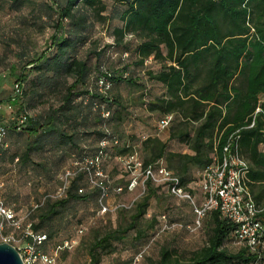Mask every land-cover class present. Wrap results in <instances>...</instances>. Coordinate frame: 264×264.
I'll return each instance as SVG.
<instances>
[{"label": "trees", "instance_id": "obj_1", "mask_svg": "<svg viewBox=\"0 0 264 264\" xmlns=\"http://www.w3.org/2000/svg\"><path fill=\"white\" fill-rule=\"evenodd\" d=\"M2 1L19 9L32 0ZM51 1L53 6H47L48 15L52 18L56 14L57 18L51 24L53 32L45 48L31 54L20 39H14L20 46L19 58L7 69L15 83L20 85L21 94L12 95L9 102L18 106L21 112L14 117L15 120L12 118L10 125H5L6 146L0 150L1 157L9 148V138L15 140L24 136V150L16 158L21 164L44 147L41 143L44 138L51 140L47 143L61 157L63 152H72L71 164L63 168L56 193L64 185L65 172L74 170L75 173L66 179L64 191L58 193L60 198L46 203L37 216V223H28L33 233L45 235L39 245L44 253L45 243L53 237V231L38 233L41 222L59 215L62 208L73 200L86 201L95 196L99 211L101 203L107 204L109 195L101 202L100 188L89 182L88 172L76 163L82 164L86 158L100 155V165L105 173L103 166L113 156L111 149L116 150V157L135 154L138 158L134 143L123 140L121 132L116 130L130 115L128 104L117 89L144 88V83L131 74L128 64L116 68L101 64L91 67L80 52L83 45L90 43L95 46L93 53L97 57L104 53L103 49L96 51L97 42L91 40L95 22L105 19L101 16L106 9L103 0ZM125 2L126 9L120 14L123 24L113 29L114 41L122 44L127 35L137 37L133 47L131 44L124 46L125 53L136 57L135 65L142 66L149 58L160 63L156 72L145 70L149 80L164 88L160 95L146 102V108L160 114V120L171 116L168 139L184 144L189 150H169L167 142L158 136L144 139L130 136L146 153L144 160L138 158L142 167L162 161L167 170L179 177L181 185L198 197L202 172L220 163L225 156L224 147L230 144L231 150L237 147L239 156L247 163L242 184L256 204L264 206V0ZM100 78L110 83L105 93L99 90ZM141 101L137 99L133 103L144 104ZM37 106H43V110L31 117L29 111ZM103 110L109 112L107 117L102 115ZM23 114H26L27 121L18 127L15 121ZM103 139L109 140V145L101 149ZM113 140L117 142L113 143ZM193 167L201 170L195 187L189 186L191 179L187 177ZM130 179L131 176L125 189H128ZM104 183L110 194L108 177ZM144 184L147 192L136 202L128 225L107 231L95 240L89 249V264H99L102 252L112 251V243L123 240L130 230H135L137 240H140L146 238V230L154 227L156 220L152 217L146 228H138L150 199L156 195L152 180L148 179ZM157 186L166 189L163 185ZM118 188L114 191L121 193L123 188L120 192ZM0 201L13 211L16 219H20L12 207ZM208 214L211 228L204 246L194 251L187 261L174 259L171 251L163 248L157 264H262L264 236L256 247H251L236 240L235 225L224 220L218 210L207 211L200 224ZM194 216L196 220L195 213ZM161 217L166 218L165 215ZM4 226L17 232L14 237L19 235L11 225L5 223ZM231 239L242 244L235 252L224 247ZM139 254L141 252L137 256Z\"/></svg>", "mask_w": 264, "mask_h": 264}, {"label": "rangeland", "instance_id": "obj_2", "mask_svg": "<svg viewBox=\"0 0 264 264\" xmlns=\"http://www.w3.org/2000/svg\"><path fill=\"white\" fill-rule=\"evenodd\" d=\"M103 3L106 9L101 16L105 19L95 22L91 40L97 42L96 51L103 49L104 53L97 57L93 53L95 46L86 43L80 48L82 56L87 58L91 67L101 64L116 68L124 63L128 64L131 66V74L144 83V88L117 89L124 102L128 104L130 115L126 117L121 128L116 130L121 132L123 140L134 143L140 160H144L146 153L137 147L138 143L135 144L130 136L138 139L158 136L167 142L169 150L189 152L184 144L168 139L171 125L159 129L160 114L149 112L146 108V102L160 95L164 88L159 83L149 80L145 70L156 72L160 68V63L149 58L142 66L135 65L136 57L131 53H125L124 46L131 44L133 47L137 37L127 35L122 44L114 41L113 29L123 24L120 14L126 9L125 0H103ZM47 6H53L51 0H32L19 9H13L10 2L0 0V104L2 105L0 125H10L12 118L21 112L18 106H13L9 102L15 79L10 76L7 68L18 60L20 52V46L14 42V39H20L31 54L43 50L53 32L51 24L57 18L56 14H53L52 18L49 17ZM137 99H141L144 104H134L133 101ZM42 110L43 106H37L29 111L30 116L33 117ZM40 136L43 137L42 132ZM91 141H94V138H91ZM8 142L10 144L6 154L0 157V200L15 210L23 224L37 223V216L44 210L46 203L60 198L56 190L61 181L63 168L71 164L72 152H63L61 157L60 153L47 143H51V140L44 138L41 140L44 147L33 152L28 162L21 164L16 158H19L24 150L25 137L21 136L15 140L9 138ZM111 153L113 156L106 160L103 166L111 186L107 200L111 211L101 213L98 210L96 197L91 196L86 201H70L62 208L59 215L49 221L41 222L38 233L53 231V237L46 241L44 250L48 254L56 253L55 264H89V249L93 242L107 231L126 227L136 202L145 196L147 190L145 184L144 186L142 184L141 177H139V185L134 189H125L130 175L125 171L118 157L114 156L116 150L111 149ZM200 172L201 170L196 167L189 171L187 174L191 179L189 186L195 187ZM120 186L123 191L116 193L114 189ZM153 186L156 188V195L150 199L146 214L138 228H146L152 217L156 220L154 227L146 230V238L140 240H137L135 230L127 232L123 240L112 243V251L107 249V252H102L99 264L121 262L157 264L163 248L170 250L174 259L187 261L194 251L206 244L211 228L210 214L198 227L189 203L172 197L160 186L155 184ZM117 205L122 207L114 210ZM162 215L166 218L161 217ZM16 234L17 232L11 228L3 226L2 229L0 228V243L4 242V237ZM241 246V243L232 239L224 245L230 252L237 251ZM138 252H141V257L136 260ZM261 263L264 264V256Z\"/></svg>", "mask_w": 264, "mask_h": 264}, {"label": "built area", "instance_id": "obj_3", "mask_svg": "<svg viewBox=\"0 0 264 264\" xmlns=\"http://www.w3.org/2000/svg\"><path fill=\"white\" fill-rule=\"evenodd\" d=\"M99 90L105 93L109 89L110 83L100 78L98 80ZM21 94V87L15 83L13 86V96ZM2 105L0 104V112ZM102 115L107 117L109 112L102 111ZM13 120H15L13 118ZM171 116L164 117L158 123L159 129L168 127ZM27 121L26 114L16 119L15 125L20 126ZM7 135V127L0 125V150L5 147V137ZM113 140V143H116ZM109 145V140L103 139L100 143L101 149ZM225 156L220 163L207 167L202 172V178L198 183L199 196L193 195L181 185L178 176L167 170L162 161L155 165H150L145 168L138 160L135 154L118 157L122 162L125 170L129 172L131 179L128 189L132 190L139 184V177L142 178V184L148 179L152 180L156 185H163L167 191L179 200H187L196 215L195 224L200 226V220L209 210H218L220 216L235 225L234 235L237 241L245 243L251 247H256L264 236V206H259L254 201L251 193L242 184V174L247 169V163L243 160L238 152L237 147L231 150L230 144L224 147ZM101 156L97 155L92 158H86L82 164L85 171L88 172L89 182L101 190L100 201L107 199L108 186L104 183L107 177L101 168ZM74 170H67L64 175V185L59 189L61 194L66 187V179L74 175ZM122 188H118L120 192ZM117 205L115 207H120ZM111 208L106 203H101L100 212L104 213ZM0 228L5 223L11 225L19 231L17 237L6 236L4 242L13 245L20 253L24 264H55L56 253L48 254L41 252L39 245L45 240V235L35 234L30 228V225H23L22 219H16L13 211L6 207L0 201ZM67 245V242H65ZM141 257L139 254L136 258Z\"/></svg>", "mask_w": 264, "mask_h": 264}, {"label": "water", "instance_id": "obj_4", "mask_svg": "<svg viewBox=\"0 0 264 264\" xmlns=\"http://www.w3.org/2000/svg\"><path fill=\"white\" fill-rule=\"evenodd\" d=\"M0 264H24L19 251L11 244L0 243Z\"/></svg>", "mask_w": 264, "mask_h": 264}]
</instances>
